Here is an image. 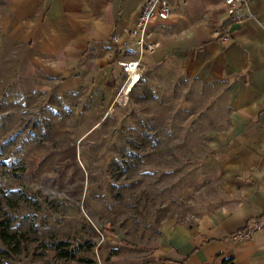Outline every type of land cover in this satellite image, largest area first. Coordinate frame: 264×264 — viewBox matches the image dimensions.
Segmentation results:
<instances>
[{
	"label": "crops",
	"instance_id": "obj_1",
	"mask_svg": "<svg viewBox=\"0 0 264 264\" xmlns=\"http://www.w3.org/2000/svg\"><path fill=\"white\" fill-rule=\"evenodd\" d=\"M165 1L126 95L143 79L170 85L172 114L185 116L178 130L203 131L215 154L220 201L188 225L163 226L149 246L110 239L96 263L264 264V0H245L238 21L222 0ZM144 2L0 0V57L11 52L21 75L83 85L78 99L114 102L120 63L138 57L131 31ZM242 230L247 238L231 239Z\"/></svg>",
	"mask_w": 264,
	"mask_h": 264
},
{
	"label": "rangeland",
	"instance_id": "obj_2",
	"mask_svg": "<svg viewBox=\"0 0 264 264\" xmlns=\"http://www.w3.org/2000/svg\"><path fill=\"white\" fill-rule=\"evenodd\" d=\"M12 57H0V222L23 240L17 254L0 244V264L106 262L110 239L149 246L220 201L215 154L203 131L178 130L170 85L81 100L83 85L21 75Z\"/></svg>",
	"mask_w": 264,
	"mask_h": 264
},
{
	"label": "built area",
	"instance_id": "obj_3",
	"mask_svg": "<svg viewBox=\"0 0 264 264\" xmlns=\"http://www.w3.org/2000/svg\"><path fill=\"white\" fill-rule=\"evenodd\" d=\"M225 6V12L232 15L234 21H238L239 17L234 15L238 6H243L245 0H222ZM168 16V9L165 0H145L142 7L139 9L131 36L133 37V43L137 48L138 57L133 60H128L120 63L121 71L124 73V79L121 86L118 88L115 97H125L130 89L135 85L139 77L141 76V68L138 63V58L143 52H150L154 49L156 44L151 41V31L148 28V22L156 17L159 19H165ZM225 35H220V39L224 40ZM259 223H254L253 228H259ZM248 231H237L231 235V239L239 240L248 237Z\"/></svg>",
	"mask_w": 264,
	"mask_h": 264
},
{
	"label": "trees",
	"instance_id": "obj_4",
	"mask_svg": "<svg viewBox=\"0 0 264 264\" xmlns=\"http://www.w3.org/2000/svg\"><path fill=\"white\" fill-rule=\"evenodd\" d=\"M8 226V221L4 220L0 222V244L6 248L11 245L10 250L12 254L20 253L23 236L16 231L9 232Z\"/></svg>",
	"mask_w": 264,
	"mask_h": 264
}]
</instances>
